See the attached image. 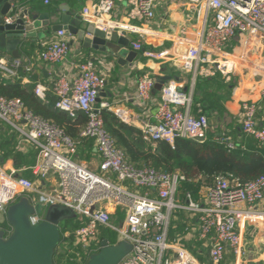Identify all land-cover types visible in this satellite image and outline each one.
I'll return each instance as SVG.
<instances>
[{
	"label": "built area",
	"instance_id": "obj_1",
	"mask_svg": "<svg viewBox=\"0 0 264 264\" xmlns=\"http://www.w3.org/2000/svg\"><path fill=\"white\" fill-rule=\"evenodd\" d=\"M53 1L44 3L51 5ZM121 4L128 7L129 19L144 25L132 23L129 30L120 28V22L111 16ZM171 4L183 6L192 30L188 26L182 29L168 48L148 47V38L161 37L150 26L156 20V10ZM79 14L86 25H94L104 33L132 35L133 51L149 60L172 63L195 78L220 77L229 81L236 76L235 66L240 60L232 58L230 47L240 49L241 59L247 60L254 76L264 75V0H99L82 8ZM6 20L14 22L12 18ZM55 37L38 56L51 65L67 62L70 52L71 36L58 31ZM76 67L75 77L60 74L52 86L38 84L34 94L46 100L47 93L52 92L55 109L73 120L84 114L87 124L80 140H72L59 126L33 113L21 99L0 98V122L21 134L24 142L37 151L36 162L19 169L6 168L2 162L5 156L0 152V224L8 222L10 207L25 196L33 207L39 203L46 210L54 206L71 209L81 225L75 231V243L84 249H101L103 230L114 232L119 242L131 243L133 250L119 264H201L183 245L182 237L170 238L174 214L186 212L192 223L183 238L193 235L204 243L210 264H223L228 249L240 258L244 253L243 231L264 225V211L259 209L264 202V176L246 183L232 175L218 176L213 187L204 192L202 201L190 194L180 198L179 188L185 176L133 166L105 129L104 111L115 113L127 125L130 118L125 111L99 101L107 80L98 73L96 63ZM33 69L32 62L0 53V76L6 80H18L21 71L28 75ZM23 78L30 82L28 76ZM155 84L151 76L138 80L136 98L141 106L151 102ZM161 91L155 121L140 128L145 142L174 146L178 139H204L211 129L210 121L205 115L192 114V96L182 93L174 81L165 83ZM258 111L255 102L246 100L241 104L239 120L242 132L264 147ZM83 139L93 140L102 158L99 173L76 160ZM218 141L234 148L231 143ZM26 172L33 179L26 177ZM44 219L45 213L42 217L31 216L30 222L38 225ZM0 231L8 238L13 227H0Z\"/></svg>",
	"mask_w": 264,
	"mask_h": 264
},
{
	"label": "crops",
	"instance_id": "obj_2",
	"mask_svg": "<svg viewBox=\"0 0 264 264\" xmlns=\"http://www.w3.org/2000/svg\"><path fill=\"white\" fill-rule=\"evenodd\" d=\"M22 9L29 10L32 15L39 16L42 19L43 26L46 28L36 29V37L28 40L25 45L31 46V58L21 56L26 63H34L33 73L25 75L33 81V75L39 74L40 79L38 84L52 86L60 74H68L75 77L78 73V64L94 61L97 66L99 74L105 76L107 85L100 93V101L110 103L115 109L118 108L126 112L130 118L131 127L140 129L145 123L155 121V114L157 107L161 101L162 92L154 91L151 102L146 106H141L137 100V82L144 76H151L157 82L163 79L168 83L174 81L179 90L192 96V105L190 107L192 114L205 115L209 118L211 129L209 131H217L219 134H229L232 138L237 137L242 133L240 126V112L241 104L246 100L255 102L259 107H263L262 112L258 114L257 121L260 128H264V97L262 96L264 90V75L256 77L255 72L250 69L246 63L247 60H242L240 57L241 51L238 47H230L229 52L232 53V58L240 60L236 64L235 73L229 81H224L220 77H212L207 79L195 78L192 73H185L181 69L172 64L149 60L142 54L137 53L133 62L129 65L123 66L109 53H102L96 50H87L83 48L82 42L75 37H70V42L75 40L73 46L70 47L68 61L62 64L51 65L39 60V54L49 44L55 40L56 32L53 31L55 25L62 23V16L69 15L73 18L72 23L80 25L82 28H87L82 20H80V11L87 5L99 0H54L51 5H46L44 0H19ZM128 7L126 5H119L116 12L111 16L117 22L119 21L120 28L129 30L130 24L144 25L142 22L131 20L127 17ZM156 20L151 23V28L161 37L148 38V47L153 49L168 48L172 44V39L181 35V30L191 29V22L186 20L185 9L180 4H171L167 6H160L156 10ZM46 19V20H45ZM192 32V31H191ZM132 35H129L130 37ZM136 37V36H135ZM166 37V39H165ZM22 49V48H21ZM132 47H129L131 52ZM2 53V52H0ZM6 54V53H5ZM126 60L128 55H122ZM46 72V75H43ZM21 75V72H20ZM207 81L218 82L227 85L232 91L222 98V106L225 108L223 114H218L216 111L204 109L209 105L208 102L202 104V108L198 102H203L202 83ZM37 84V85H38ZM201 84V85H200ZM200 85V87H199ZM202 89V90H201ZM213 91V90H211ZM24 142V141H23ZM24 146L19 150V156L4 155L3 164L6 168H21L22 166L33 165L37 160V151L24 142ZM78 160L84 163L94 173H99V164L102 160L98 150L95 148L93 140L86 144L82 142L78 147ZM33 179L32 175H29ZM260 210L264 211V202L259 206ZM185 236V235H184ZM185 241L193 242L195 237H184ZM244 239V253L240 258H237L233 251L228 249L225 253V264H264V225L259 227H249L243 231ZM198 253L209 260L208 248L201 243L198 248ZM197 258V257H196ZM198 259V258H197ZM200 261V259H199ZM201 264H204L200 261Z\"/></svg>",
	"mask_w": 264,
	"mask_h": 264
},
{
	"label": "trees",
	"instance_id": "obj_3",
	"mask_svg": "<svg viewBox=\"0 0 264 264\" xmlns=\"http://www.w3.org/2000/svg\"><path fill=\"white\" fill-rule=\"evenodd\" d=\"M31 49V46L24 45L21 54L31 58ZM24 74L21 71V77L15 81L6 80L0 76V98L21 99L33 113L59 126L72 140H80V134L87 124L86 116L81 113L76 120H73L67 113L56 110L55 95L48 92L46 100L37 97L34 90L38 83L34 81L25 82ZM201 83L204 88L201 89L204 100L198 102L199 106L202 108V104L208 102L209 105L204 109L205 112L211 110L223 114L226 110L222 106V98L229 94L232 89L218 82ZM262 110L263 107H259L258 114ZM104 124L105 129L111 133L133 166L155 168L167 174L180 173L185 176L186 181L182 182L179 188V196L182 199L190 194L195 200L202 201L204 192L213 187L215 178L218 176L228 177L232 175L242 183L264 176V147L260 146L253 137L245 135L243 132L232 138L228 133H221L218 137V132L211 130L200 141L178 139L174 146L165 142H158L153 146L145 142L140 129L123 123L115 113L104 111ZM218 139L224 143H231L234 148L221 144ZM23 141L21 134L15 132L5 122H0L1 153L4 152L8 156H19L21 154L19 149L25 145ZM91 141V139L82 140L86 144ZM76 160L78 161V158ZM29 175L31 174L25 173L28 178H30ZM171 222V240L182 237L183 245L192 255H195L204 264H210L208 259L198 253V248L201 247L202 242L196 237L193 242H187L183 238L186 234L185 229L192 223L190 215L186 212L174 214ZM79 226H81L80 221L76 218L61 223V241L54 256L55 264H88L90 257L99 252L100 249L91 252V250L84 249L75 243L74 234ZM0 227L2 230H10L12 226L8 222H4L0 224ZM100 239L106 240L111 245L119 243L118 236L108 230L101 232Z\"/></svg>",
	"mask_w": 264,
	"mask_h": 264
},
{
	"label": "water",
	"instance_id": "obj_4",
	"mask_svg": "<svg viewBox=\"0 0 264 264\" xmlns=\"http://www.w3.org/2000/svg\"><path fill=\"white\" fill-rule=\"evenodd\" d=\"M38 17L29 10L22 9L19 0H0V52L14 59H21V48L28 40L36 37V29L46 30L42 19ZM8 18H12L14 22L8 23ZM62 18V23L55 25L53 31H64L66 36L78 38L84 49L109 53L123 66L131 64L137 56L135 51H129L133 36L121 37L116 32L104 33L94 25L82 28L72 23L71 16L63 15ZM74 43L75 40H72L70 47ZM122 55H128V58L125 60ZM43 75L47 76L46 72ZM39 79L38 73L33 75L34 82ZM165 83L163 79L157 80L154 91L162 92ZM195 140L200 141L202 138L197 137ZM10 208L7 221L13 227V233L5 238V233L0 231V264H55L54 256L61 241V222L75 218L74 212L71 211L69 217L62 211V206L47 210L44 208L45 219L38 225H32V207L28 199H23ZM34 211L37 212L36 207ZM11 214L13 220H10ZM132 250L133 246L129 242L120 241L117 245H111L102 240L101 249L90 257L88 264H119Z\"/></svg>",
	"mask_w": 264,
	"mask_h": 264
},
{
	"label": "rangeland",
	"instance_id": "obj_5",
	"mask_svg": "<svg viewBox=\"0 0 264 264\" xmlns=\"http://www.w3.org/2000/svg\"><path fill=\"white\" fill-rule=\"evenodd\" d=\"M23 199H28V198L25 197V196H22V197L19 198V200H18L16 203L22 201ZM28 201H29V200H28ZM31 207H32V209H31V216H35V215H37V216H39V217H42V214H43V212H44V208H45V207L42 206V204L40 205V204L38 203V204L35 206L37 212L34 211V207H33V205H31ZM62 207H64V206H62ZM9 210H11V208H10ZM62 211L65 213V215L71 217V211H72L71 209H69V208H67V207H64V208L62 209ZM9 213H11V212H9ZM118 215H120L119 212H118ZM9 217H10V220H13L12 214H11V216H9ZM68 220H73V218L71 217V218H69ZM65 221H66V220H65ZM63 222H64V221H63ZM63 222H61V223H63ZM41 223H42V222H41Z\"/></svg>",
	"mask_w": 264,
	"mask_h": 264
}]
</instances>
